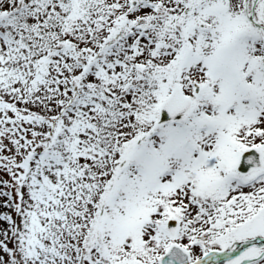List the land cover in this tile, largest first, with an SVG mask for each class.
Instances as JSON below:
<instances>
[{
  "label": "snow or ice",
  "instance_id": "6c2138e0",
  "mask_svg": "<svg viewBox=\"0 0 264 264\" xmlns=\"http://www.w3.org/2000/svg\"><path fill=\"white\" fill-rule=\"evenodd\" d=\"M0 264H264V0H0Z\"/></svg>",
  "mask_w": 264,
  "mask_h": 264
}]
</instances>
